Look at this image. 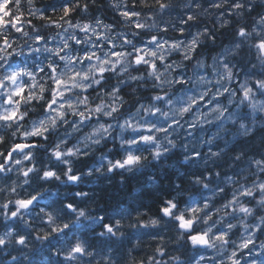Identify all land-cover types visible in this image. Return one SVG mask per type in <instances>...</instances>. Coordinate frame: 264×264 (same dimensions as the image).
Listing matches in <instances>:
<instances>
[{
	"label": "clouds",
	"instance_id": "9594fccd",
	"mask_svg": "<svg viewBox=\"0 0 264 264\" xmlns=\"http://www.w3.org/2000/svg\"><path fill=\"white\" fill-rule=\"evenodd\" d=\"M0 264H264V0H0Z\"/></svg>",
	"mask_w": 264,
	"mask_h": 264
}]
</instances>
